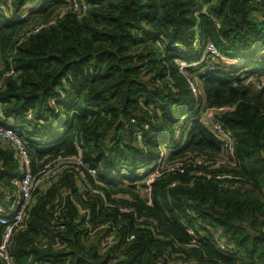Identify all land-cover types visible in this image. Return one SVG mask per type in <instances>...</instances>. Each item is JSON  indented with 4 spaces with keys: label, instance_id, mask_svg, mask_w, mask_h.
<instances>
[{
    "label": "trees",
    "instance_id": "obj_1",
    "mask_svg": "<svg viewBox=\"0 0 264 264\" xmlns=\"http://www.w3.org/2000/svg\"><path fill=\"white\" fill-rule=\"evenodd\" d=\"M85 3L0 0V125L22 135L34 180L65 163L33 188L11 264H264V87L250 82L264 76V0ZM208 44L244 64L210 69ZM24 174L0 137V205ZM189 228L220 229L233 253Z\"/></svg>",
    "mask_w": 264,
    "mask_h": 264
},
{
    "label": "built area",
    "instance_id": "obj_2",
    "mask_svg": "<svg viewBox=\"0 0 264 264\" xmlns=\"http://www.w3.org/2000/svg\"><path fill=\"white\" fill-rule=\"evenodd\" d=\"M70 2L73 4V9L75 12L82 14L89 10V6L87 3H85V0H70ZM6 11L7 10L5 9V12ZM15 17L21 19L17 15L14 16V18ZM210 48H213L214 50H216L213 45H211ZM207 54L210 55L209 53ZM236 61H238V59L234 60V64H239V62H241V61L239 62H236ZM177 63L179 64L180 71L183 74L186 69L194 68L198 66V64H201L203 62L196 63L193 65H188V63H184L182 61H177ZM224 64H227V63H224ZM210 69H213V68H210ZM232 72H229V73H232ZM188 82H189L190 88L197 96L199 93L198 92L199 90H197L198 83L195 80L190 79L189 77H188ZM257 87L262 89V86L259 84L257 85ZM215 118H216V112L207 111L205 112L203 116V123L204 125L213 129V131L216 133L220 142L223 143L224 148L229 153L233 154L234 153V142H233L232 134L231 132L226 131L218 122L217 123L214 122ZM25 119L28 120L29 122L34 123V119L31 115L27 116ZM0 128L6 131V132L0 131V137L4 138L9 143V145L16 150L17 156L21 160L23 169L25 172L23 178L20 180V183H19L21 193L19 194L18 198L14 202L11 201L9 198L8 201H6V204L4 206L0 205V227L2 226L7 227V233L5 235L3 243L0 244V259H3L6 262H8V264H11V258L9 254L10 240H11L13 231L16 228L20 229L23 225V222L25 221L26 214H27L26 210H27L28 203L31 199L33 188L38 187L41 183L52 182L56 180L58 177L59 171L61 169L60 167L65 163L62 160H60V162H57V163L53 162V163L47 164L41 173L40 180H34L32 176V171H31V160L28 155V152L25 149L22 135L15 131V125H9V126L0 125ZM69 159L75 160L76 162H81L82 160L81 155H79L77 159L76 158H69ZM164 161H165V158L162 155L158 163V166L164 164ZM91 173L95 174V171H91ZM156 175H158V173H156ZM150 178H151V181H149V183L146 185L150 186L151 188V184L155 178V175L151 176ZM34 181L36 182L35 184H34ZM149 192H150L149 194H150V200H151V191L149 190ZM207 231H209L212 234L209 238H207V235L204 232H202V230L194 231L192 228L188 229V232L194 238V243H197L198 241H201V242L208 241L213 246H215L218 250H221L222 253H225V254L233 253L234 248H232L226 243V240L223 236V232L220 229L216 230V229L209 228ZM263 233H264V228H263Z\"/></svg>",
    "mask_w": 264,
    "mask_h": 264
},
{
    "label": "rangeland",
    "instance_id": "obj_3",
    "mask_svg": "<svg viewBox=\"0 0 264 264\" xmlns=\"http://www.w3.org/2000/svg\"><path fill=\"white\" fill-rule=\"evenodd\" d=\"M38 5H40V4L33 3V4L30 6L29 9H33V8H35V7L38 6ZM0 12L5 13V10L2 9V8L0 7ZM26 14H28V11L26 12ZM26 14H25V15H24V14H23V15L21 14V15H20V18L23 19V17H25ZM4 15H6V14H4ZM210 46H211V45L208 44L207 47H206V50L204 51L207 60H208L209 62L211 61V64L208 65L209 68H212V66H219L221 63H227V64H224V65H223V68L225 69V71L232 72V71L239 70V69L241 68V66H242V65L244 64V62H245V60H243V59H239V60L236 61V62H239V61H241V62H239V64H234V59H229V58L225 57V55L219 54L218 51L216 52V50H214L213 48H210ZM209 48H210V49H209ZM208 49H209V50H208ZM207 53H209L210 55H208ZM260 54H264V47L262 48ZM184 63H187V62L184 61ZM191 76H193V77H197V76H198V72H194ZM253 81L255 82V86H256V88H257L258 90H261L260 88L257 87L258 84L261 85L262 88L264 87V76H261V77H260V76H258V77H254L253 79H251L250 82H253ZM197 82H198V81H197ZM199 83H200V82H198V85H199V86H198L197 90L201 91V90H202V87H201V84H199ZM199 91H198V92H199ZM7 125L9 126V124H7ZM0 131H4V130L0 128ZM4 132H6V131H4ZM149 181H151V178L148 179V181L146 182V184H148ZM149 193H150V192H149ZM149 193H148V194H149ZM145 194H146V192H145ZM148 194H147V195H148ZM147 200L149 201L150 198H147Z\"/></svg>",
    "mask_w": 264,
    "mask_h": 264
}]
</instances>
